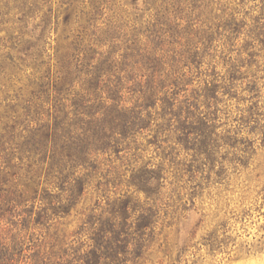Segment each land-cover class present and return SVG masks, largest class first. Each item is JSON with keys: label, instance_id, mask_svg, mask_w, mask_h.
<instances>
[{"label": "trees", "instance_id": "16d2710c", "mask_svg": "<svg viewBox=\"0 0 264 264\" xmlns=\"http://www.w3.org/2000/svg\"><path fill=\"white\" fill-rule=\"evenodd\" d=\"M36 1L2 22L15 34L0 56V264H123L146 226L118 227L130 216L110 196L122 175L115 163L134 165L130 183L147 195L175 164L173 146L210 151L219 95L231 96L242 66L210 70L211 27L162 16V0L149 20L103 26L82 0H60L53 12ZM145 139L171 158L144 165L135 152ZM89 192L97 204L67 233L61 219Z\"/></svg>", "mask_w": 264, "mask_h": 264}, {"label": "rangeland", "instance_id": "374dc122", "mask_svg": "<svg viewBox=\"0 0 264 264\" xmlns=\"http://www.w3.org/2000/svg\"><path fill=\"white\" fill-rule=\"evenodd\" d=\"M35 1L0 0V56L9 52L4 45L10 46L6 42L15 34L3 20L16 21L20 16L15 8ZM82 1L86 13L98 14L97 26L114 17L124 22L149 20L155 13L153 0ZM35 4L53 12L60 0ZM160 4L159 14L175 17L183 26L211 27L215 40L207 60L210 70L223 76L234 64L242 66L243 75L231 96L219 95L222 114L212 116L210 129L214 147L198 154L183 141V146H173L175 164L164 166L156 190L153 183L149 194L136 193L130 183L134 165L115 163L122 175L109 188L110 196L116 210L127 206L130 216L119 220L118 227L146 226L143 238L131 242L123 264H264V0H162ZM37 23L39 19L33 24ZM249 82H255L256 93L249 91ZM243 114L245 123L238 121ZM140 142L135 153L144 165L157 167L171 158L169 151L150 147L146 139ZM96 199L89 192L61 219V228L69 234L77 231Z\"/></svg>", "mask_w": 264, "mask_h": 264}]
</instances>
